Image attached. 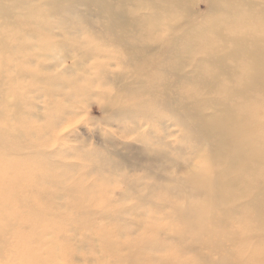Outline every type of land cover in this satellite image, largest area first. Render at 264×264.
Listing matches in <instances>:
<instances>
[{
    "label": "rangeland",
    "instance_id": "rangeland-1",
    "mask_svg": "<svg viewBox=\"0 0 264 264\" xmlns=\"http://www.w3.org/2000/svg\"><path fill=\"white\" fill-rule=\"evenodd\" d=\"M193 6L195 26L209 24L210 17L213 19L215 16L209 0H197ZM65 17L66 19L61 17L48 19L52 26L50 33L34 28L40 35L45 36L50 47L44 42L39 47V41H32L36 46V48L31 47V52L29 50L32 62L28 58L26 65L21 62V67L27 72L34 71L40 81H25L23 78L14 80L9 75H5L10 79L8 86H2L0 81L2 87H0V91L2 90L0 109L3 108L0 120L6 118L4 129L12 128V134L17 133L20 137L23 134L22 141L16 142L13 138H6V143L2 141V144L0 143L2 147H0V155H2L0 165L7 163L6 166L4 164L1 166L11 165L12 168H10L12 172L4 171L0 176V252L4 254L0 256V264L200 263V255L208 251L199 246L200 243L195 244V249L191 250L190 246L194 245L193 236H199L202 240H208L209 236L202 235L201 231L192 227H204L210 229L209 232L216 233L217 229H214L210 222L213 214L203 211V216H200L194 225L187 227L189 223L185 224V222H189V216L186 217L187 213L184 211L190 206L193 211L201 210L206 205L205 197L203 195L200 197L191 190L190 186L194 181L191 182L190 174L197 169L202 172L208 169L206 172H209L211 165L209 151L204 143L194 137L190 129L187 130L183 123L175 120L178 117L177 113L170 109L172 113H168L160 104L157 106L158 102L155 100L141 101L137 98L127 100V92H131L129 89L132 86L126 85L129 87L128 91H123L122 88L126 83L131 84L134 77L147 80L153 75L155 66L148 60L157 59L160 55H153L157 54L163 45H152L156 53L153 55L148 53L143 61L125 66L124 56L120 50L110 46L109 42L101 40V44L100 40L97 41L100 39V34L91 31L83 21L67 14ZM183 26L185 27V24ZM162 35L167 36V34ZM95 45L99 46L101 51L100 49L97 51ZM104 49H110L109 54L108 50ZM148 49H151V45ZM70 52L74 53V56ZM43 54L45 57L40 58ZM38 57L40 59H37ZM139 66L142 69L139 72L140 77L132 75L131 70ZM6 88L9 89L8 93ZM19 101L21 103H18ZM12 104L19 108L17 112L9 113L7 109ZM121 106L126 111L121 109ZM129 106H132V109ZM4 109L8 112H4ZM24 109H27L26 112ZM134 109H138L139 112ZM154 111L160 115L154 114ZM164 121L167 122V129L163 125ZM136 129L137 131L142 129L140 135ZM184 136L185 139H182ZM189 143H192V146ZM34 145L41 146L35 148ZM158 154L162 156L161 160ZM7 160L15 163V167ZM200 162L202 164H198ZM209 175L211 176L210 173ZM178 177L184 178V181L187 179L185 184L188 182L186 185L189 189ZM171 180H174L173 183ZM176 188L177 190L174 191ZM188 190L193 195L186 193ZM78 196L80 200L75 199ZM198 197L202 199L198 200ZM177 198L182 203H179ZM17 199L16 203L18 202L19 207L15 205ZM19 201L23 204L19 205ZM80 204L82 207H79ZM180 212L183 214L181 215ZM176 217L177 219L179 217L178 220L181 222ZM182 219L183 221L185 219L184 223ZM3 221L7 227L3 226ZM230 228L235 230V227H229V230ZM211 256L219 258V255L215 257L214 253Z\"/></svg>",
    "mask_w": 264,
    "mask_h": 264
},
{
    "label": "bare ground",
    "instance_id": "bare-ground-1",
    "mask_svg": "<svg viewBox=\"0 0 264 264\" xmlns=\"http://www.w3.org/2000/svg\"><path fill=\"white\" fill-rule=\"evenodd\" d=\"M196 1L197 0H0V77H2L0 81L2 82V86L6 87L10 84L9 77L14 78V80L18 78H23L25 81L39 80V77H37L38 75L36 76L34 71L27 72L24 70V68L21 67V62L26 65V59L28 58V60L32 62V60H30L31 56L29 50L33 46L36 48L32 41H39V47L42 45V42L50 47L45 36L40 35L35 29L38 28L44 32L50 33L52 26H50L48 19L56 17L66 19L65 14L83 21L88 25L91 31L100 34V39H97V41L100 40V43L101 40L109 42V44H111L110 46L120 50V53L124 56L125 66L134 65L135 63L143 61L148 53L151 55L156 53L155 49H152V45H163L157 54L153 55L160 56L155 60H148V62H152L155 66L153 75L147 78V80L135 79L136 77H134V81H132L131 84L126 83L122 88L123 91H128V86H132L129 89L131 92H127V100L129 98H137L141 101L155 100L158 102L157 106L160 104L161 108L166 109L168 113H172L170 111L177 113L176 116L179 118L177 117L178 119L175 118V120L178 123H183L184 126L187 127V130L190 129L194 137L201 143H204L207 147V151H209L211 163V165L209 163V172H206L208 169H206L205 172L203 171L204 173L195 169L196 171L190 174L192 177V179H190L191 182L194 181V183L192 182V186H190L192 189H190L200 197L203 195L206 199V205H204L205 207H202L201 210L197 211H193L194 209L191 206L188 207L184 212L187 213H185L186 217L187 215L189 216V222L186 221L185 224L189 223L187 227L194 225L195 221L200 216H203L202 213L209 211L208 213L213 214L210 221L211 225L214 229H217V232H209L210 229L207 230L204 227H192L193 229L196 228L197 231L199 230V232L201 231L202 235L208 234L209 238L208 240H202L199 236H193L192 241L194 245H191L190 249H195V244L198 245L200 243L199 246L204 247L205 251H208L200 255L201 261L198 264H264V0H209L210 8L215 16L213 19L210 17L209 24L201 23L202 25L200 26H195L196 21L193 19L195 13L193 4ZM184 24L185 27L183 26ZM182 28H185L184 31L181 30ZM55 31L57 30L55 29ZM162 34H167V36L164 37ZM51 35L52 33L50 36ZM73 35L70 36L73 37ZM149 45H151L152 51L148 49ZM92 46L94 47V45ZM96 46L97 45H95V49L97 48V51L98 49L101 51V48ZM43 48L45 49V47H42V49ZM37 49L40 50V48ZM109 51L110 49L108 50V54ZM61 52H63V50H61ZM53 53L55 52L53 51ZM112 54H114V52ZM56 56H58V54ZM94 56L95 55H92V57ZM42 57H45V55H41L40 58ZM40 58L38 57L37 59ZM60 59L61 58H59V60ZM52 60L54 61V59ZM28 63L29 62H27V64ZM78 66H80V64H78ZM141 70L139 66L132 69L131 73L134 76L140 77L139 72H141ZM37 74L39 73L37 72ZM5 75H9V77L7 76L8 78H6ZM43 80L46 81L44 78ZM27 84L28 82L25 84V87ZM31 86L32 84L30 87ZM34 86L36 87V85ZM35 87L33 88L35 89ZM42 88L43 87H41V89ZM8 90L6 88L7 92H5L8 93ZM29 92L31 93V90H29ZM24 95L25 94H23V96ZM26 95L24 97H27ZM13 100L14 99H12V101ZM15 100L17 101L18 99L16 98ZM31 102L33 103V101ZM18 103L21 102L19 101ZM135 104L137 105V103ZM131 107L129 106V108ZM8 108L7 110H9V113H13L17 112L19 107L17 108V106L15 107L12 104V106ZM120 108L122 109L123 107L121 106ZM133 108L136 107L133 106ZM1 109L3 108L1 107ZM1 109L0 115L2 117ZM138 109L134 110L137 111ZM7 110L4 109V112ZM155 113L157 112L154 111V114ZM27 114H29V112ZM13 118H15V116H13ZM18 118L16 119L19 121ZM53 118L54 117H52V119ZM128 119H130V117ZM5 120H0V143L1 141L5 142L6 138H13L16 142L21 140L23 138V134L21 133L22 130L20 129L21 131H19L22 134V138L19 134L15 133L17 131L15 128V134H12V128H10V130L4 129ZM13 121L15 120L13 119ZM11 124L10 122V125ZM163 125L165 129H167V122L164 121ZM11 126L13 127V125ZM142 129L140 130L142 131ZM27 130L30 129L27 128ZM140 130H138L139 132L137 131L138 134ZM185 137L186 136L182 139H185ZM189 145L192 146V143H189ZM40 146L41 145H34L33 147L36 148ZM48 147L49 146H47V148ZM187 149L185 151H187ZM189 155L190 154H188V156ZM158 157L161 160L162 156L158 154ZM199 160H201V158ZM7 161L9 164L12 163L11 160L10 162L9 160ZM192 162L189 166H191ZM176 163H178V161ZM3 164L7 165V163ZM3 164L1 163V165ZM198 164L202 163L200 162ZM1 165L0 172L2 173H0V176L4 171H7V173L12 172V170H10L11 165L9 167H3ZM13 165L15 167V163ZM16 166L19 167L18 165ZM51 167L54 168V166ZM205 167L207 166L205 165ZM13 169L15 170V168ZM203 170H205V168ZM191 171L192 170H190V172ZM180 175L183 176L182 174ZM169 176L171 175L169 174ZM165 177L166 175L164 178ZM180 177L178 178L181 179ZM1 178L3 179V177ZM172 181L174 180H171V182ZM176 182L177 181H175V183ZM187 183L188 182H186V184ZM198 184H200V186ZM62 189L64 190L63 187ZM175 190H177V188L174 189V191ZM186 193L189 194V190ZM190 194H192V192ZM58 196L59 195H57V198ZM75 199L80 200L79 196ZM201 199L202 198H199L198 200ZM181 200L182 198L180 201ZM187 200L189 199L187 198ZM16 201H18V199L15 200V205L18 206V202L16 203ZM189 202L191 201H188V203ZM193 202H196V204L198 203L197 201ZM22 204L23 203L20 202L19 205ZM196 204L195 207L197 208ZM46 206L48 205L46 204ZM79 207H82L81 204ZM182 214L183 213H181V215ZM184 221L182 223H184ZM3 226H6L4 221ZM229 227H235V230L231 228L229 230ZM2 253L0 256L4 255ZM212 253H214L215 257L219 255V258H212Z\"/></svg>",
    "mask_w": 264,
    "mask_h": 264
}]
</instances>
